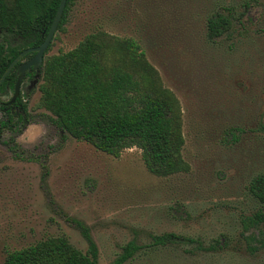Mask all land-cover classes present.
Returning <instances> with one entry per match:
<instances>
[{
	"label": "rangeland",
	"instance_id": "rangeland-1",
	"mask_svg": "<svg viewBox=\"0 0 264 264\" xmlns=\"http://www.w3.org/2000/svg\"><path fill=\"white\" fill-rule=\"evenodd\" d=\"M245 1L76 2L45 58L97 32L134 41L178 103L190 171L157 177L137 148L116 158L63 134L38 85L26 99L31 124L16 138L23 158L3 144L10 134L0 142V264L48 237L66 236L87 253L77 222L90 230L98 264H114L130 243L141 249L125 264H264V250L247 249L256 230L243 226L259 208L250 184L264 175V0H247L248 8ZM217 2L243 20L232 39L210 43L206 20ZM167 233L220 248L153 247Z\"/></svg>",
	"mask_w": 264,
	"mask_h": 264
},
{
	"label": "trees",
	"instance_id": "trees-1",
	"mask_svg": "<svg viewBox=\"0 0 264 264\" xmlns=\"http://www.w3.org/2000/svg\"><path fill=\"white\" fill-rule=\"evenodd\" d=\"M78 0H67L58 30L66 24L69 11ZM61 0H0V78L25 49L40 46L46 39ZM245 8L250 3L245 1ZM243 14L218 3L206 20L207 40L232 39ZM50 50V47L48 51ZM47 51V52H48ZM37 74L39 92L50 120L63 133L92 145L98 151L120 157L137 148L147 170L157 177L187 173L190 165L183 157L184 138L175 98L161 91L158 73L134 41H124L105 33H92L73 50L46 57ZM29 76V74H28ZM16 69L0 87V95L13 90ZM37 80L31 81L30 95ZM42 82V83H41ZM4 113L0 120V142L14 156L16 138L31 124L30 113L21 97L13 105L0 98ZM259 208L243 220L250 253L264 250V175L256 176L249 187ZM87 242V253L77 249L66 236L48 237L27 247L9 251L4 264H98V248L90 230L77 222ZM153 247L192 245L200 251H216L219 241L205 247L201 241L173 233L153 237ZM223 247V245H222ZM141 248L130 243L114 264H125Z\"/></svg>",
	"mask_w": 264,
	"mask_h": 264
},
{
	"label": "water",
	"instance_id": "water-1",
	"mask_svg": "<svg viewBox=\"0 0 264 264\" xmlns=\"http://www.w3.org/2000/svg\"><path fill=\"white\" fill-rule=\"evenodd\" d=\"M67 5V0H61L59 9L57 11V14L54 18V21L52 23V26L48 32V35L45 39V41L38 47L35 48H30L26 49L23 51L20 55H18L14 61L9 65V67L6 69L5 73L2 75L0 78V87L3 85L7 77L10 75L12 70L28 55V54H35V56L28 61L27 63L20 64L18 67V73H19V78L17 80V83L15 85V94L12 99V102H14L17 97L19 96L20 93V88L23 82V79L25 77V73L27 72L28 69L33 68L35 70L40 69V67L44 63V58L45 55L51 46L53 39L55 37L56 32L58 31V28L60 26V23L62 21L63 15L65 13Z\"/></svg>",
	"mask_w": 264,
	"mask_h": 264
},
{
	"label": "flooded vegetation",
	"instance_id": "flooded-vegetation-1",
	"mask_svg": "<svg viewBox=\"0 0 264 264\" xmlns=\"http://www.w3.org/2000/svg\"><path fill=\"white\" fill-rule=\"evenodd\" d=\"M35 48V47H34ZM28 49H30V48H28ZM26 50V49H25ZM24 50V51H25ZM23 52V51H22ZM21 52V53H22ZM20 53V54H21ZM19 54V55H20ZM35 56V54H28L14 69H16V73H17V80H18V78H19V73H18V67H19V65L20 64H23V63H27L28 61H30L33 57ZM46 56V55H45ZM14 61V60H13ZM44 61H45V58H44ZM43 65H44V63H43ZM42 65V66H43ZM42 66L40 67V68H42ZM13 69V70H14ZM12 70V71H13ZM40 69H38V70H35V69H33V68H30V69H28L27 70V72L25 73V77H24V79H23V82H22V85H21V88H20V93H19V96L17 97V99L14 101V102H12V99H13V97H14V94H15V86H14V89L13 90H9L6 94H4V95H7L9 92H11L12 93V97L8 100V101H5L7 104H10V105H13V104H15L16 102H17V100L21 97V99H22V101L24 102V104L27 106V108H28V102H27V98L28 97H26V93L25 92H27V90L30 88V86H31V81L33 80V79H36L37 80V82H36V84H35V87L33 88V90L36 88V86H38L39 84H40V81H41V77L37 74V72L39 71ZM11 74V73H10ZM28 74H29V76H28ZM17 80H16V83H17ZM6 81V80H5ZM16 83H15V85H16ZM23 89V90H22ZM4 95H1V96H4ZM1 98V97H0ZM2 99V98H1ZM0 111H1V109H0ZM2 112V111H1ZM28 112H29V108H28ZM30 113V112H29ZM2 115H4V113L2 112ZM30 117H31V115H30ZM2 118H3V116H2ZM1 118V119H2ZM0 119V120H1ZM29 126V125H28ZM27 129V128H26Z\"/></svg>",
	"mask_w": 264,
	"mask_h": 264
}]
</instances>
